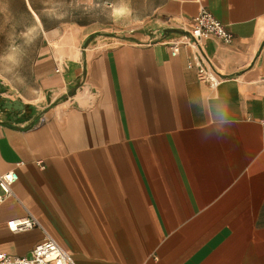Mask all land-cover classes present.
I'll list each match as a JSON object with an SVG mask.
<instances>
[{"label": "crops", "instance_id": "0c3cea01", "mask_svg": "<svg viewBox=\"0 0 264 264\" xmlns=\"http://www.w3.org/2000/svg\"><path fill=\"white\" fill-rule=\"evenodd\" d=\"M100 2L52 19L43 0H7L39 38L24 84L0 82V175L19 176L0 253L49 235L74 264H264V0H128L115 21L120 0ZM201 9L233 35L201 44L216 86L188 69Z\"/></svg>", "mask_w": 264, "mask_h": 264}, {"label": "built area", "instance_id": "2783aa9c", "mask_svg": "<svg viewBox=\"0 0 264 264\" xmlns=\"http://www.w3.org/2000/svg\"><path fill=\"white\" fill-rule=\"evenodd\" d=\"M193 41L190 45L196 52L197 62L189 63L188 69H195L200 80L212 86L220 83V80L212 74L209 62L202 54L201 44L204 40L215 38L224 45L233 43V35L222 25L209 11L201 9L193 20L191 29ZM23 163H18L21 167ZM18 174L13 171L0 175V203L5 199L14 196L13 186L18 181ZM39 226L36 219L28 217L20 220H13L8 223L10 230L14 232L27 231ZM0 264H74L70 254L49 235L45 240L37 244L29 257H16L0 253Z\"/></svg>", "mask_w": 264, "mask_h": 264}, {"label": "clouds", "instance_id": "9594fccd", "mask_svg": "<svg viewBox=\"0 0 264 264\" xmlns=\"http://www.w3.org/2000/svg\"><path fill=\"white\" fill-rule=\"evenodd\" d=\"M27 3V0H26ZM42 12L52 19H63L77 11L85 15H92L98 9L103 11L105 5L100 0H43ZM108 16L118 20L125 16H132L134 9L128 0H120V3L110 5ZM0 15L3 22L0 30L8 29L5 40L6 46L0 51V82L6 86L15 87L23 85L24 78L19 73L27 55V49L38 39V33L31 22L17 26L7 0L0 2ZM19 29V30H17Z\"/></svg>", "mask_w": 264, "mask_h": 264}, {"label": "water", "instance_id": "95a60500", "mask_svg": "<svg viewBox=\"0 0 264 264\" xmlns=\"http://www.w3.org/2000/svg\"><path fill=\"white\" fill-rule=\"evenodd\" d=\"M2 110L15 114L17 112H22L24 110V105L19 101H10L9 99H6L5 104L2 106Z\"/></svg>", "mask_w": 264, "mask_h": 264}]
</instances>
